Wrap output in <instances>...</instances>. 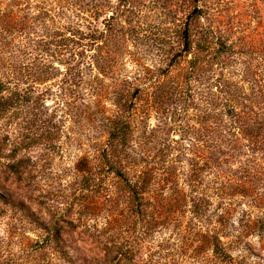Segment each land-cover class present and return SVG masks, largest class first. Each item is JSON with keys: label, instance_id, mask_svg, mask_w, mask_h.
<instances>
[{"label": "rangeland", "instance_id": "374dc122", "mask_svg": "<svg viewBox=\"0 0 264 264\" xmlns=\"http://www.w3.org/2000/svg\"><path fill=\"white\" fill-rule=\"evenodd\" d=\"M196 6L193 41L211 30L214 44L186 57L191 0H0L16 21L0 26L2 95L17 87L0 116V264H264L262 143L239 137L222 157L247 186L226 199L230 261L205 243L217 204L197 216L175 201L217 188L219 164L203 166L187 127L228 106L258 112L264 86V0ZM113 128L127 131L128 176L155 178L142 215L106 164Z\"/></svg>", "mask_w": 264, "mask_h": 264}, {"label": "trees", "instance_id": "16d2710c", "mask_svg": "<svg viewBox=\"0 0 264 264\" xmlns=\"http://www.w3.org/2000/svg\"><path fill=\"white\" fill-rule=\"evenodd\" d=\"M191 1L194 7L187 16L185 28L181 36V45L184 53H186V57L192 55V50L194 49H196L198 52L209 51L211 49V46L214 44L211 39V30L207 32L202 31L201 37L199 38L200 41H193L192 37L195 31V27L193 26L197 25L198 27L199 20L201 18V12H199V9H197L198 7L196 6V4L201 0ZM15 23L16 21L12 19V16H10L9 14L3 13L0 17V26L2 25L1 28L8 27L9 25H13ZM197 29H199V27ZM200 42H202L203 45L200 44ZM221 47L225 49L226 45L222 44ZM222 48L215 49L217 50V52H222ZM190 64H192L193 67H196L199 62L197 61V59L193 58ZM6 91V86L2 82H0V116L5 114L6 110L4 109V104L10 96L16 93L17 87L14 86L9 96L2 95V93ZM256 98V102L258 103L260 108L258 112H255V109L258 108L257 104L254 105L253 109L242 113H237L236 110H234L231 106H228V108H225L223 112H219L220 115L218 114L216 117H214V115L211 116L208 114L206 118H208L209 122L200 124L199 126H201V128L199 130L192 127H187L188 134L193 133V135L195 134L197 136V138L192 139L190 145H192V142L195 139V142L200 145L198 151L200 153V161L203 162V166H205L207 169L210 168L212 164H219V167L215 168L217 180V183L215 185H217V188L209 194L199 193L198 196L193 198L189 195H183L184 197H181L180 195L175 201L179 200L181 202L184 201L186 203H190L192 206L191 213L197 216H202L203 212H205L210 205L217 204L218 208L216 214L218 218V228L217 230L214 229L213 231H208V233H211V235L209 239L205 241V243L208 242V245L213 250L215 255L220 257L223 261L231 260V249L228 247L227 243H224V239L229 238L230 232H235L237 230L235 226H233V224L229 223L230 217L232 216L231 206L234 205L235 202H232V200L227 201L226 199H232L235 196L239 199H244L247 196V186L245 185L246 182L243 181L244 178H234L235 176L237 177L236 174H231L223 170L224 168L222 167V157L228 156L230 147L233 158H235V154L239 155L241 153V149L243 148L238 145L240 141L239 137L246 138L247 136L249 138L256 139L263 144L258 147L259 150L263 149L264 86H258V96ZM234 123H236L237 125L239 124V126H233ZM126 125V130L130 131V125ZM126 130L125 128L112 129L107 141V148L104 154L105 159H107L106 164L107 166H109V170L123 180V183L131 196V200L137 206V213L139 215H142L144 208L150 201V199L157 200V197L150 196V193L154 192L152 190L154 186H152L151 183L154 182L155 178L153 174H151V176H146L145 174L143 176H140L144 173L143 171H139V176H137V169L134 168L133 171L136 172L135 176H133L132 179L128 176V170L130 168L126 166V160H124V154H122L123 152L119 151V147L122 146L121 143H125L120 142V138L124 137L125 141V135L127 134ZM235 130L238 131L237 136ZM227 148L228 150H226ZM110 152L114 153L113 157L110 155ZM0 155H2L1 152ZM129 156L130 155H128L127 158H129ZM240 233L241 232L239 231L238 234ZM235 238H238V236H235Z\"/></svg>", "mask_w": 264, "mask_h": 264}]
</instances>
